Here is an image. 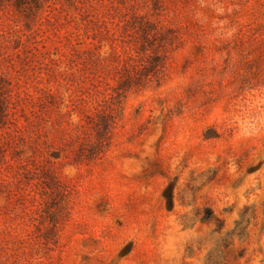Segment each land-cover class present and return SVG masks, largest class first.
I'll list each match as a JSON object with an SVG mask.
<instances>
[{"label": "rangeland", "instance_id": "rangeland-1", "mask_svg": "<svg viewBox=\"0 0 264 264\" xmlns=\"http://www.w3.org/2000/svg\"><path fill=\"white\" fill-rule=\"evenodd\" d=\"M0 264H264V0H0Z\"/></svg>", "mask_w": 264, "mask_h": 264}]
</instances>
